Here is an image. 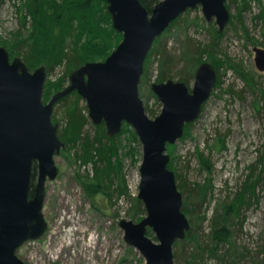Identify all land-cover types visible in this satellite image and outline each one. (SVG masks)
<instances>
[{
	"label": "rangeland",
	"instance_id": "1",
	"mask_svg": "<svg viewBox=\"0 0 264 264\" xmlns=\"http://www.w3.org/2000/svg\"><path fill=\"white\" fill-rule=\"evenodd\" d=\"M64 1H74L75 5L85 7L84 0H0V45L9 50L11 58L15 55L26 57L25 46L33 37L30 31L34 22L39 23L40 17L47 22L50 14L58 12L53 4ZM226 3L230 20L221 33L217 32L214 19L207 21L197 6L184 12L173 26L156 37L138 86L144 107H147L146 113L154 117L161 108V103L150 93V83L155 81L158 64L153 54L155 48L161 47L179 60L174 70L184 66L180 51L185 44L191 48L205 45L209 50L204 61L214 63L216 60L221 65L220 87L206 101L189 132L166 150L170 156L168 164L174 173H178L176 182H183L179 187L182 199L186 196L189 203L192 200L199 202L201 197L189 196L190 187L195 183L199 186L211 184L201 206L198 202L195 207L193 203L188 204L189 213L185 214L195 234L174 242L173 264H264V102L260 99L264 96L261 88L264 71L256 68L253 52L254 46L264 48V15L257 17L260 12L264 14V0H226ZM41 4L47 11H42L40 17L28 14L30 9H38ZM92 4L90 7L96 8L102 29L113 28L111 15L109 20L103 19L106 10L109 13L107 1ZM63 30L64 25H58L55 35L46 42L48 46L44 43L43 47H38L31 63L28 61L30 70L41 63L46 64L44 102L69 82L72 66L60 58ZM215 32L222 35L214 38ZM92 56V52H88L80 59L103 58L102 54L98 58ZM192 82L193 79L190 85ZM74 99L78 101V107L86 108L88 117L85 100L76 95L56 102L52 111V120L58 122V134L65 147L54 157L56 177L45 184L42 213L47 229L41 237L26 241L17 253L26 264H145L139 251L124 241L123 230L118 224L121 218L139 221L145 215V211L140 210H145L143 203L139 200L138 206L136 202L141 143L127 123L123 124L115 140L106 142L111 168L117 169L116 163L120 162L127 188L125 196L109 193L105 179L101 182L94 175L86 174L81 165L84 150L73 145L74 138L66 119ZM89 122L86 129L91 136L102 138L105 125L102 122L93 124L90 118ZM197 148L211 160L210 170L199 167ZM250 175L256 179L257 198H251V203L242 207L243 224L240 225L241 217L228 224L232 233L230 244H223L216 255L202 251L198 244L205 242L215 211L222 212V204H219L232 198L233 192ZM35 182L36 176L31 180V188ZM93 190L97 191L93 193ZM147 235L155 239L153 232H147Z\"/></svg>",
	"mask_w": 264,
	"mask_h": 264
},
{
	"label": "water",
	"instance_id": "2",
	"mask_svg": "<svg viewBox=\"0 0 264 264\" xmlns=\"http://www.w3.org/2000/svg\"><path fill=\"white\" fill-rule=\"evenodd\" d=\"M106 1L121 40L105 59L86 61L71 70L69 83L47 102L43 101L46 64L30 70L21 56L11 58L0 45V264H26L18 248L47 229L42 213L45 184L56 177L54 157L65 147L52 111L73 91L85 100L91 122H103L107 137L118 134L125 122L141 143L137 198L145 215L139 221L119 220L124 241L139 251L145 264H173V244L190 229L175 173L167 166L166 145L179 139L185 124L198 117L216 84V69L210 62L200 63L192 85L173 78L151 82L161 103L154 117L146 113L138 86L155 38L174 19L200 6L205 19H214L221 33L229 22L226 0H159L150 11L140 0ZM253 52L256 68L264 71V48L254 46ZM34 163L36 182L31 188ZM148 229L155 239L147 235Z\"/></svg>",
	"mask_w": 264,
	"mask_h": 264
},
{
	"label": "trees",
	"instance_id": "3",
	"mask_svg": "<svg viewBox=\"0 0 264 264\" xmlns=\"http://www.w3.org/2000/svg\"><path fill=\"white\" fill-rule=\"evenodd\" d=\"M140 1L150 11L151 7L159 0ZM95 2L104 3L105 0H84L85 7H83L82 4L75 5L74 1H64L61 4H53L55 6V9H58V12L56 15L50 14V18H48L47 22L41 20V17L39 16L42 11H47V8H45L44 5L41 4L40 7H38V9H41V11L35 9L34 7L33 9H30V12H28V14H34V18L35 16H39L40 22H34V28L32 27V30L30 31V34H32L33 37L31 39V42H29L25 46V51L27 53L26 57H22V59L24 58L23 60L27 64L28 68L30 69V64L28 63V61L31 63V58H33L32 55H34V52L38 47H43L44 43L45 46H48V43L46 42H48V38H50L52 34L55 35V29L58 25H64L61 44L63 51L60 58L66 60V62L72 66V70L86 61L105 59L121 40L122 35L121 33L114 31L112 27L107 30L102 29L99 22L101 20H99L98 15L96 14V8L90 7L91 5H93L92 3ZM181 15L174 19L167 29L173 26V24H175V22L179 20ZM262 15H264L263 12H260L257 17H261ZM23 19H25V15ZM103 19H110V14L107 12V10L105 15L103 16ZM220 35L222 34H217V32H215L214 38H217ZM208 50L209 48H207L205 45L198 44L193 48H191V46H189L188 44L183 45L180 51V59L183 60L184 66L180 70H174V66L179 60H177L174 55L165 53L164 49H162L161 47L155 48L153 50V54L155 55L156 60H158V64L157 72L154 74V80L163 81L167 78L178 76L177 80H182L186 82V84L190 85V82L193 79L194 69L197 68V65L204 62L203 57ZM88 52H92V55H94L92 57L94 58L100 57L101 54L103 55V58L91 59L87 57V59H80L81 55L84 54L87 56ZM150 53L152 52L150 51ZM150 53H148L146 58H148ZM212 58H214V56H212ZM208 62H210L215 67L217 73V81L211 93L212 95L214 90L217 87H220L219 85L221 84L219 75V67L221 65L216 60H214V63L212 61ZM145 65L146 63L144 62V67ZM261 88L264 89V85ZM150 93L153 97H155L152 91ZM70 95H76L78 99L80 98V96L75 91H73L67 96L59 99L57 102L65 101ZM260 99H262V101L264 102V96H260ZM71 106L72 108L68 112V116L66 119V122L68 123L67 128L74 138L73 145H76L79 148H83L84 150L83 152L85 158H82L83 163L81 165L86 169V174L88 173L90 175H94L97 179L101 180V182L103 181V179H105L107 182L109 193L113 192L114 195L125 196L127 188L124 178L122 179L123 176L121 175L120 171V162H117L118 164L116 163V165H118L119 167H117V169L119 170H117L115 166L111 168L113 166L111 163V157L108 156L106 151L107 145H109L106 142H112L117 138L118 135H115L111 138L105 136L104 133L102 138H98L97 135L91 136L90 131L86 129V127L90 123L89 118L87 117L84 110L86 108L83 107L82 109L78 107V101L75 99L74 101H72ZM145 110L147 111V107H145ZM192 123L193 122L185 124L184 134L182 135V137H184L189 132V127ZM101 124H103V122ZM132 134L134 135L133 131ZM59 138L62 140L60 135ZM171 146L173 145L167 144V148H170ZM195 154L199 163V167L205 168L207 170H210L212 168L210 159L206 154H204L202 151H199L198 148L196 149ZM167 166L169 169H171L169 164H167ZM177 175L178 173H175V177L178 179ZM35 176L36 164L34 163L32 167L31 180H33ZM181 184L183 185V182H181ZM181 184L177 183L178 189ZM209 185H211L209 184V182L202 184V186H199L198 183H195L193 187H190L191 192L189 193V196H193L195 199L201 197L199 202L197 200H192V202H190L191 204L193 203V207H195L197 202L199 203V206H201L202 202L206 199L205 191L208 189L207 187ZM255 190L256 179L251 177L250 175L247 180L245 179V181L242 182V184H240L238 188L233 192L232 198H229L226 202L219 204H222V212H219L218 214L217 211H215V216L212 218V226L209 229L210 231L206 234L205 242L203 244H198L199 248H201L202 251L209 252L211 255H216L223 244L224 246L230 244L232 233L230 226L228 227V224L231 225L233 221L237 220L240 217V225L243 224V218L241 216L242 207H244V205L248 206L251 203V198H254V200L257 198ZM96 191L97 190H93V193ZM194 191H196L197 194ZM136 202L138 206H140L138 198L136 199ZM190 203L187 202L185 196V198H183L182 211L186 214L189 213V210L187 208L188 204ZM217 209L218 208L216 207V210ZM140 210L143 212L145 211L143 208ZM150 231L151 230H148V233H150ZM192 232L193 231L191 227L186 232L185 239H188L189 236L195 234Z\"/></svg>",
	"mask_w": 264,
	"mask_h": 264
},
{
	"label": "bare ground",
	"instance_id": "4",
	"mask_svg": "<svg viewBox=\"0 0 264 264\" xmlns=\"http://www.w3.org/2000/svg\"><path fill=\"white\" fill-rule=\"evenodd\" d=\"M248 22V21H247ZM253 22V21H252ZM250 32V31H249ZM198 66V65H197ZM262 100V99H261ZM251 107V106H250ZM264 109V108H263ZM221 125V124H220ZM195 140V139H194ZM194 144V143H193ZM263 144V143H262ZM195 150V149H194ZM261 150V149H260ZM210 162H211V160H210ZM220 162V161H219ZM217 164V163H216ZM239 169V168H238ZM122 179H123V177H122ZM107 188V187H106Z\"/></svg>",
	"mask_w": 264,
	"mask_h": 264
},
{
	"label": "flooded vegetation",
	"instance_id": "5",
	"mask_svg": "<svg viewBox=\"0 0 264 264\" xmlns=\"http://www.w3.org/2000/svg\"><path fill=\"white\" fill-rule=\"evenodd\" d=\"M213 91V90H212ZM153 93V92H152ZM156 97V96H155ZM157 99V98H156Z\"/></svg>",
	"mask_w": 264,
	"mask_h": 264
}]
</instances>
